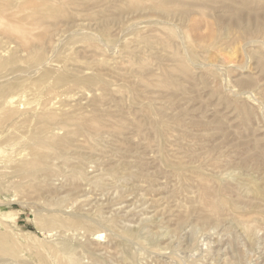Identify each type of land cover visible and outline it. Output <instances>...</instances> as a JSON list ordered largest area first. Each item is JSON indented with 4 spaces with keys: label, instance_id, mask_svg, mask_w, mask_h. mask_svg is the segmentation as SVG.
I'll use <instances>...</instances> for the list:
<instances>
[{
    "label": "rangeland",
    "instance_id": "obj_1",
    "mask_svg": "<svg viewBox=\"0 0 264 264\" xmlns=\"http://www.w3.org/2000/svg\"><path fill=\"white\" fill-rule=\"evenodd\" d=\"M0 264H264V0H0Z\"/></svg>",
    "mask_w": 264,
    "mask_h": 264
}]
</instances>
